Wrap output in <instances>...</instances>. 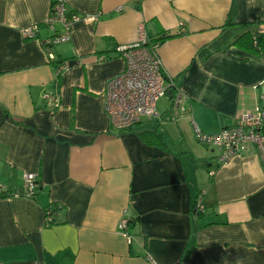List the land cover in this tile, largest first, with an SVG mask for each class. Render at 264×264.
<instances>
[{"label":"crops","instance_id":"0c3cea01","mask_svg":"<svg viewBox=\"0 0 264 264\" xmlns=\"http://www.w3.org/2000/svg\"><path fill=\"white\" fill-rule=\"evenodd\" d=\"M51 1L0 0V184L39 183L33 197L0 195V264H264V166L251 146L218 165L195 138L262 104L264 0H65L96 19L73 23L55 65L41 44ZM139 25L148 42L176 34L155 45L167 92L154 117L117 131L106 84ZM246 32L262 52L233 43Z\"/></svg>","mask_w":264,"mask_h":264},{"label":"built area","instance_id":"2783aa9c","mask_svg":"<svg viewBox=\"0 0 264 264\" xmlns=\"http://www.w3.org/2000/svg\"><path fill=\"white\" fill-rule=\"evenodd\" d=\"M95 20L96 16L80 15L68 12L65 0H52L50 14L45 20L52 34L41 44L45 49L48 60L53 61L55 55L52 47L69 39L70 30L78 20ZM60 26V31L56 30ZM37 24H31L22 30L27 38L36 37ZM137 40L131 44L117 46V51L124 59L123 70L112 77L106 84L105 112L109 117L111 126L117 131L126 130L139 123L141 118H152L156 115V101L167 92L161 61L154 45H150L142 25L137 29ZM65 64H58L54 76L58 77ZM58 94V93H57ZM46 94V97L58 105V95ZM262 104L256 105L252 110L243 111L235 116L234 122L222 128L215 134H204L195 127V138L207 147L217 151V164L226 163L231 157L238 155L246 146H251L264 166V94L260 95ZM180 101L178 95L175 102ZM213 170L209 174H213ZM37 175L23 174L22 192L8 193L0 184V195L7 197H33L39 186ZM196 210H203L200 196L196 199ZM127 210L119 219L117 228L130 241L129 227L131 223ZM45 223L52 222L51 209L45 210Z\"/></svg>","mask_w":264,"mask_h":264},{"label":"trees","instance_id":"16d2710c","mask_svg":"<svg viewBox=\"0 0 264 264\" xmlns=\"http://www.w3.org/2000/svg\"><path fill=\"white\" fill-rule=\"evenodd\" d=\"M175 35L176 34H172L170 32H165L159 38L153 39V41H149V44L155 46L156 43L162 42L165 39L173 37ZM233 43H235L237 45H240V46H243V47L250 46V47L254 48L257 51L262 52V48L260 46V42L258 40L257 34L252 35L250 32H246L244 34H241V35L237 36L233 40ZM246 43H248V45ZM56 62L57 61L54 59V61H53L54 65L56 64ZM144 135L147 136V139H149V140H151L153 142L164 143L162 135L160 133H158V132H151L149 134H144ZM150 138H154V139H150ZM49 208L51 209V207H49ZM131 224H132V221H131L130 225Z\"/></svg>","mask_w":264,"mask_h":264},{"label":"water","instance_id":"95a60500","mask_svg":"<svg viewBox=\"0 0 264 264\" xmlns=\"http://www.w3.org/2000/svg\"><path fill=\"white\" fill-rule=\"evenodd\" d=\"M168 93H171V90H169Z\"/></svg>","mask_w":264,"mask_h":264}]
</instances>
